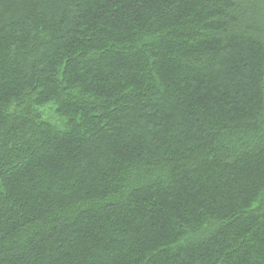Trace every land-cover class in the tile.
<instances>
[{
  "label": "trees",
  "instance_id": "trees-1",
  "mask_svg": "<svg viewBox=\"0 0 264 264\" xmlns=\"http://www.w3.org/2000/svg\"><path fill=\"white\" fill-rule=\"evenodd\" d=\"M0 264H264V0H0Z\"/></svg>",
  "mask_w": 264,
  "mask_h": 264
}]
</instances>
